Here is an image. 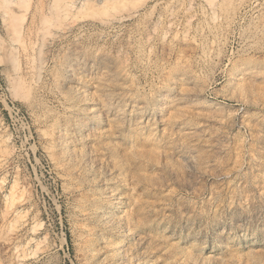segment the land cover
Segmentation results:
<instances>
[{"label":"rangeland","instance_id":"1","mask_svg":"<svg viewBox=\"0 0 264 264\" xmlns=\"http://www.w3.org/2000/svg\"><path fill=\"white\" fill-rule=\"evenodd\" d=\"M0 264H264V0H0Z\"/></svg>","mask_w":264,"mask_h":264},{"label":"bare ground","instance_id":"2","mask_svg":"<svg viewBox=\"0 0 264 264\" xmlns=\"http://www.w3.org/2000/svg\"><path fill=\"white\" fill-rule=\"evenodd\" d=\"M20 1H22V0H20ZM24 1V0H23ZM61 1V0H60ZM137 1V0H136ZM239 1V0H238ZM6 2V1H5ZM19 2V1H18ZM17 2V3H18ZM251 2V1H250ZM94 3V2H93ZM209 3V2H208ZM11 4V3H10ZM44 4V3H43ZM211 4V3H210ZM57 5V4H56ZM120 5H121V3H120ZM112 6V5H111ZM215 6V5H214ZM260 6V5H259ZM82 7V6H81ZM112 8V7H111ZM214 8V7H213ZM212 8V9H213ZM242 8V7H241ZM260 8V7H259ZM19 9V8H18ZM22 9V8H21ZM68 9V8H67ZM103 10V9H102ZM190 10V9H189ZM211 10V9H210ZM171 11V10H170ZM188 11V10H187ZM212 11V10H211ZM104 12V11H103ZM103 12H101V13H103ZM214 12H215V9H214ZM100 13V12H99ZM13 14V13H12ZM96 14V13H95ZM212 14V13H211ZM14 15V14H13ZM104 16V15H103ZM6 17H9V16H6ZM101 17V16H100ZM25 18V17H24ZM165 18V17H164ZM171 18V17H170ZM215 18V17H214ZM166 19V18H165ZM15 20V19H14ZM214 21V20H213ZM216 21V20H215ZM159 23V22H158ZM206 23V22H205ZM153 24H154V22H153ZM207 24V23H206ZM155 25V24H154ZM208 25V24H207ZM15 27V26H14ZM153 27V26H152ZM156 27V26H155ZM13 28V27H12ZM258 30V29H257ZM149 32V31H148ZM15 44V43H14ZM10 55H12V54H10ZM72 83V82H71ZM171 96V95H170ZM20 98V97H19ZM187 98V97H186ZM190 98V97H189ZM188 100V99H187ZM176 101H177V99H176ZM186 101V100H185ZM174 102V101H173ZM166 103V102H165ZM104 104V103H103ZM176 104V103H175ZM98 106H99V104H97ZM99 107H101V106H99ZM103 107V106H102ZM106 107V106H105ZM109 107V106H108ZM163 107V106H162ZM97 108V107H96ZM170 108V107H169ZM98 109H101V108H98ZM103 110V109H102ZM161 111V110H160ZM173 112V111H172ZM94 113V112H93ZM97 114V113H96ZM120 117V116H119ZM70 132V131H69ZM95 134V133H94ZM93 135V134H92ZM98 136V135H97ZM98 209V208H97ZM100 209V208H99ZM97 211V210H96ZM93 212H94V210H93ZM100 212V211H99ZM103 213V212H102ZM104 214V213H103ZM96 215V214H95ZM97 215H98V213H97ZM96 215V216H97ZM98 217V216H97ZM105 219V218H104ZM124 249V248H123Z\"/></svg>","mask_w":264,"mask_h":264}]
</instances>
